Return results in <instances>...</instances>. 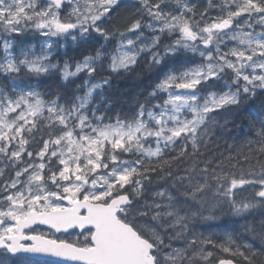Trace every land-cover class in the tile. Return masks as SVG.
<instances>
[{
	"label": "snow or ice",
	"instance_id": "obj_1",
	"mask_svg": "<svg viewBox=\"0 0 264 264\" xmlns=\"http://www.w3.org/2000/svg\"><path fill=\"white\" fill-rule=\"evenodd\" d=\"M0 264H264V0H0Z\"/></svg>",
	"mask_w": 264,
	"mask_h": 264
},
{
	"label": "trees",
	"instance_id": "obj_2",
	"mask_svg": "<svg viewBox=\"0 0 264 264\" xmlns=\"http://www.w3.org/2000/svg\"><path fill=\"white\" fill-rule=\"evenodd\" d=\"M127 7L130 8L131 3H129ZM120 11L123 12L124 9L122 8ZM69 53L70 55L74 54L71 52V49H69ZM77 59H79L78 55ZM102 75H109V73L105 72ZM86 79L87 77L76 79L75 85H83L84 80ZM99 79L100 77L96 78V80ZM111 80V85L104 90V95L106 97H111V99L114 101L113 109L108 113L109 115H114L116 112H129L135 107L136 99L146 95L147 92L151 90V86L155 83L154 77L144 64H141L139 67H137L134 72L122 73L119 76H111ZM75 85L72 87L75 88ZM97 100H99V97H97ZM217 119L221 124H223L225 120L231 121L235 124V127L233 126V123L228 124V128L231 131V136L223 134L219 130L217 131L214 143L219 144L221 150L224 147L225 140H227L229 144L243 142L245 139V134L248 131L247 124L244 120V115L239 113H224L222 116L217 117ZM210 147L214 148V145H211ZM243 223V221H240L239 224H237L230 219H226L219 223L217 230H224L228 232L233 230L240 231V226Z\"/></svg>",
	"mask_w": 264,
	"mask_h": 264
},
{
	"label": "bare ground",
	"instance_id": "obj_3",
	"mask_svg": "<svg viewBox=\"0 0 264 264\" xmlns=\"http://www.w3.org/2000/svg\"><path fill=\"white\" fill-rule=\"evenodd\" d=\"M140 89V88H139Z\"/></svg>",
	"mask_w": 264,
	"mask_h": 264
}]
</instances>
